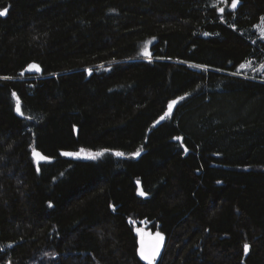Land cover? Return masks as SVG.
Segmentation results:
<instances>
[{
	"label": "trees",
	"instance_id": "16d2710c",
	"mask_svg": "<svg viewBox=\"0 0 264 264\" xmlns=\"http://www.w3.org/2000/svg\"><path fill=\"white\" fill-rule=\"evenodd\" d=\"M4 9L0 264H146L143 221L157 264H264V0Z\"/></svg>",
	"mask_w": 264,
	"mask_h": 264
},
{
	"label": "rangeland",
	"instance_id": "374dc122",
	"mask_svg": "<svg viewBox=\"0 0 264 264\" xmlns=\"http://www.w3.org/2000/svg\"><path fill=\"white\" fill-rule=\"evenodd\" d=\"M255 31L257 32L258 36L264 40V20H262L260 22V24H258L255 27ZM239 73L243 74L245 76H255V75H262L264 76V62L263 63H259L256 62L255 60H249L246 63H244L240 69H239ZM78 153V155H68L77 159H83V160H88V159H96L97 155L89 153V152H85V151H80V152H76ZM150 224L146 221L141 222L140 225H138L137 227V234L140 237L146 236L149 238L155 237V235L158 232H153L149 229ZM164 245V239L162 241V243Z\"/></svg>",
	"mask_w": 264,
	"mask_h": 264
},
{
	"label": "snow or ice",
	"instance_id": "6c2138e0",
	"mask_svg": "<svg viewBox=\"0 0 264 264\" xmlns=\"http://www.w3.org/2000/svg\"><path fill=\"white\" fill-rule=\"evenodd\" d=\"M239 0H232V8L235 9L237 4H238ZM221 12L224 11L223 8L220 9ZM7 13V9H4L3 11H0V16L6 15ZM262 20H264V18H262ZM35 68L36 70H39V66L35 65V64H31L29 65V69H33ZM15 95V94H13ZM181 99H183V97H181ZM172 103H176L175 101H173ZM171 104L169 105V108H171ZM17 112H20L21 115H23V113L20 110V107L17 106ZM163 119V117L161 118ZM179 139V138H178ZM139 151L134 153V155H139ZM35 155H40L39 153H35ZM64 155H78V153H64ZM116 155H123L122 153H116ZM41 159L47 160L48 157L45 156H41ZM144 193H141V195H143ZM164 237L162 234L157 233L155 235V237H152V240L154 241L148 248H146L144 246V241L143 239H141V247L139 249V255L142 259L146 260L148 262V264H154V261L156 259V257L159 255L160 253V248H161V243L163 241ZM249 246L247 244L244 245V251L247 252L248 251Z\"/></svg>",
	"mask_w": 264,
	"mask_h": 264
},
{
	"label": "water",
	"instance_id": "95a60500",
	"mask_svg": "<svg viewBox=\"0 0 264 264\" xmlns=\"http://www.w3.org/2000/svg\"><path fill=\"white\" fill-rule=\"evenodd\" d=\"M35 71H36L35 68H33V69H28V70H27V72H30V73H33V72H35ZM176 105H177V102L174 103V104L171 106V108H169V109L165 112V114L162 116L163 119H161V118H162V117H161L156 125L162 123L166 118H168V117L173 113V111H174ZM136 186H137V194H138V196H139V197H145V198H147V195H146V194L144 193V191H143L141 181H137V182H136ZM141 193H144V194L141 195ZM141 239H143V241H144V246H145L146 248H148V247L154 242V241L152 240V238H149V237H146V236L140 237L139 240H138V247H139V248H138V255H139V249H140V247H141ZM248 249H249V248H248ZM162 252H163V244H161L160 253H159V255L156 257V259H155V261H154V264H157V263L159 262V260H160V258H161V256H162ZM247 252H248V251H247ZM139 257H140V255H139ZM140 259H141L144 263L148 264V262H147L146 260L142 259L141 257H140Z\"/></svg>",
	"mask_w": 264,
	"mask_h": 264
}]
</instances>
